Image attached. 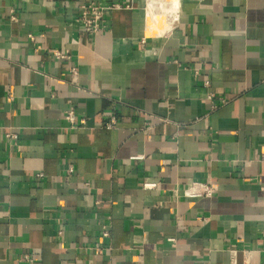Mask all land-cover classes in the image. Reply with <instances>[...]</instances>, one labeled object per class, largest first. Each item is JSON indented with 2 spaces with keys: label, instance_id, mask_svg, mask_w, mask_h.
Wrapping results in <instances>:
<instances>
[{
  "label": "crops",
  "instance_id": "1",
  "mask_svg": "<svg viewBox=\"0 0 264 264\" xmlns=\"http://www.w3.org/2000/svg\"><path fill=\"white\" fill-rule=\"evenodd\" d=\"M84 1L0 0V264H264V0Z\"/></svg>",
  "mask_w": 264,
  "mask_h": 264
},
{
  "label": "built area",
  "instance_id": "2",
  "mask_svg": "<svg viewBox=\"0 0 264 264\" xmlns=\"http://www.w3.org/2000/svg\"><path fill=\"white\" fill-rule=\"evenodd\" d=\"M123 6L119 3H112L108 6L96 3L94 0H85L80 4V15L78 17V22L81 23L83 31L90 36H97L105 32L108 28L107 16L114 12L115 10L121 9ZM32 38V36H30ZM57 58H63V55L60 53H55ZM75 74V71H72ZM208 83H206L207 85ZM209 100L213 99V95L208 96ZM227 101L222 100V103ZM65 120L68 121L73 130L82 129L86 127V120L80 119L77 120L76 115L73 111H68L65 116ZM115 125L114 121L108 123L106 128L111 129ZM15 137V135H8V137ZM262 157L264 159V148L262 149ZM152 185L151 187H154ZM145 188H150V185H145ZM217 192V186L209 181L200 182V181H190L187 189L185 190L184 196L186 198H198V197H213ZM102 236L107 238L110 236V229L108 226H105L102 231Z\"/></svg>",
  "mask_w": 264,
  "mask_h": 264
},
{
  "label": "bare ground",
  "instance_id": "3",
  "mask_svg": "<svg viewBox=\"0 0 264 264\" xmlns=\"http://www.w3.org/2000/svg\"><path fill=\"white\" fill-rule=\"evenodd\" d=\"M151 7L153 6L151 5ZM176 9H177V0H170V6L166 8L162 7L158 15H156L154 13V9L151 8L149 11V15H150L149 25H150L151 34L154 35L156 32L164 33L166 30L170 29L171 25L166 26L167 24L165 25L166 27L162 26V28L160 29L159 27L160 25H164L165 22H167L168 16L174 17L176 13ZM156 27H158V29Z\"/></svg>",
  "mask_w": 264,
  "mask_h": 264
}]
</instances>
